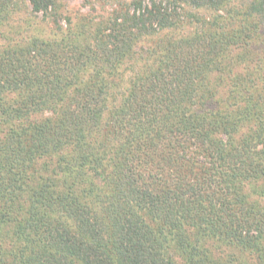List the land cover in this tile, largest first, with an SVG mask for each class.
Here are the masks:
<instances>
[{"label":"trees","instance_id":"16d2710c","mask_svg":"<svg viewBox=\"0 0 264 264\" xmlns=\"http://www.w3.org/2000/svg\"><path fill=\"white\" fill-rule=\"evenodd\" d=\"M27 2L14 19L24 0H0V264H228L209 241L264 261V137L232 141L255 99L230 89L223 107L192 108L208 74L245 61L226 59L253 42L264 0H125L88 42L60 27L58 0ZM190 8L226 13L208 26ZM49 13L54 28L37 26ZM162 33L156 63L123 75ZM40 159L53 176L29 177Z\"/></svg>","mask_w":264,"mask_h":264},{"label":"rangeland","instance_id":"374dc122","mask_svg":"<svg viewBox=\"0 0 264 264\" xmlns=\"http://www.w3.org/2000/svg\"><path fill=\"white\" fill-rule=\"evenodd\" d=\"M144 1L148 3L149 0ZM154 1L156 3H158L159 1H163L162 3L164 5V0ZM58 2V4L61 5L60 8H57V13L59 12L61 14V17L57 18V22L60 27L69 29L74 25L76 27V25L79 26L81 24V30H79V28L75 29L76 32L73 35H77L81 32L82 35L79 34V39H84V41L88 42L92 38V33L94 28H96V23H98L103 18H106L111 10H118L120 8V4L124 3L125 0H58ZM126 2H128V0H126ZM24 5V9L22 4L18 10H15L13 12L11 18L18 19L22 16H25L26 14L29 15L28 13L30 12V6L27 0H24ZM180 7L184 9L183 5H181ZM188 12L194 13L196 15L194 17L199 20L202 19L200 21H205L208 26L212 24L214 25L215 23L221 25V20L217 17V15H225L226 13L222 11L214 12L212 10L204 9L196 10L194 8H190ZM51 13H49L47 17L41 14L34 16L36 18L34 19V22L37 26L42 27L43 29L44 26H48L51 29L54 28L52 23L54 22L55 18L52 15L53 13ZM80 15H90V17H92L93 24L86 23V21H79L78 17ZM256 16L258 17V20L256 19L257 34L255 33L256 36L254 40H252L253 42L243 48H235L233 50H230L228 52L229 57L226 59L227 61L231 60V54L232 56L235 55V58H242V56L244 57V55H246L245 61H243V59H239L240 61L232 62L229 66H227L225 74H208L209 76L206 77L207 79L198 84L196 93L204 95H206L207 93L211 98L207 100L208 103H206V106H202L200 103H197L192 107L196 110L204 107H206L207 110H216L219 107H223V101L221 97L223 98L225 95L228 96L230 91H232L230 89H235L233 95L237 96V100L245 98L246 100H249L251 97L254 98L255 104L257 105L256 107L259 111L258 115L256 116L257 119H254L253 122L250 121L251 119L242 120L239 123L240 128L237 130L238 133L234 134V137L232 139V141H235L237 143H240L239 139L247 131V133H249L250 135L251 133H253V131H256V134L253 133L250 137L258 141L263 139L258 138V136L264 137V16L262 18H260L258 15H255V17ZM39 27L34 26V28ZM195 27V29L186 27L182 33L185 34L188 31V36H192L195 30L197 31V34L202 33L199 26L197 28V26L195 25ZM172 33L174 35L178 34L179 32L173 30ZM164 34L165 33L139 39L135 47H133V51H136L138 53H149L151 54V57L146 58L145 61L141 63H137L136 66L131 65L132 60L125 61L121 69V71H123V75L129 74L130 71L136 72L138 68L141 69L140 66L143 65L144 62L146 65H152L156 63V58L159 56L157 55L156 48L154 47H157L159 45V41L161 40V38L167 37L169 39V37H172L170 33L167 35ZM146 55L147 54H144V57ZM130 59H133V57H131ZM227 61H225L224 64H226ZM3 97L4 96H2L3 101L4 99L10 101L11 95L5 96L6 98ZM237 105H239L238 108H235ZM230 107L231 109H240L242 111L244 109V105L241 102L239 104H236L235 106L232 105ZM258 125H262V128L259 131H257ZM263 148L264 147H262L261 144L256 145V158L263 157ZM45 164H47V161L44 159L35 161L34 166L29 172V177H31L33 174H38L44 179L53 176L52 167L43 169V166ZM204 245L212 255L216 256L217 258L226 260L228 264L264 263L263 259H259L258 253L255 251L239 249L237 247H234V245L221 244L215 241L205 242Z\"/></svg>","mask_w":264,"mask_h":264}]
</instances>
